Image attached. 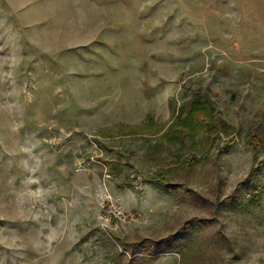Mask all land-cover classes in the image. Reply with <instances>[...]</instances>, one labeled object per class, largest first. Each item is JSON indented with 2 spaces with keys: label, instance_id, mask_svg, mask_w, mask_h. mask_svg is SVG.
Wrapping results in <instances>:
<instances>
[{
  "label": "rangeland",
  "instance_id": "rangeland-1",
  "mask_svg": "<svg viewBox=\"0 0 264 264\" xmlns=\"http://www.w3.org/2000/svg\"><path fill=\"white\" fill-rule=\"evenodd\" d=\"M0 264H264V0H0Z\"/></svg>",
  "mask_w": 264,
  "mask_h": 264
},
{
  "label": "trees",
  "instance_id": "trees-1",
  "mask_svg": "<svg viewBox=\"0 0 264 264\" xmlns=\"http://www.w3.org/2000/svg\"><path fill=\"white\" fill-rule=\"evenodd\" d=\"M200 100H202V99L197 97V98L193 99L191 101L190 105H189L190 106L189 113L191 114V111H193V113H195L194 116L191 117L192 119H190L189 125H190L191 128H192V126L196 127L194 119L196 120L200 116V114H201L200 111H202L201 109L204 108L206 110V113H208L207 116H206L207 120L206 121L204 120L202 123H199V124H201L203 126L213 127L212 128V133H213L216 129H218V125L216 124L218 122V119L216 117H214L213 119H210L211 116H214V110L212 109V107L209 105V103L207 101H204L205 103H203L202 102L203 100L202 101H200ZM201 103H203V104H201ZM208 119H210V120H208ZM219 120L222 121L221 119H219ZM215 121H217V122L215 123ZM226 128H227V125H223L221 127V130L220 131L223 130L224 132H227L226 131ZM135 129H137V128H135ZM192 130H194V129L192 128ZM137 132L135 131V134H143V133H139V131H137ZM178 132H179V135H180V131L179 130L176 131V134H178ZM217 132L219 134V131H217ZM196 161H197V159H195V162ZM186 162H189V161H186ZM186 162H185V164H186ZM191 162H193V161L191 160ZM175 173H176V171L167 169V170L164 171V173L161 176V183H162V185L159 184V182H155L154 183L152 181V183L157 184V185L159 184V186L156 185L157 187H159V189L164 188L162 186H166L169 190H171L170 189L171 185H170V182L169 181H172V180L175 179L174 178ZM262 178H263V176L257 177L252 182H249V180H247V181H245V182L242 183V186L243 187H241L239 193L240 192H244V195L243 196L246 197L245 198L246 199V202H248V203L249 202H252V200H254V198H255V195L258 192H260L258 190L262 187V185H261L262 184L261 183L262 182ZM237 193H238V191H237ZM237 193L234 192V196ZM228 198H229V201L228 200L227 201L230 202V200H231V203H233L234 202V199H236L235 197H233V195H231V197H228ZM236 201H237V199H236ZM193 222H194V224H197V223L198 224H202V223H204L206 225L205 219H201V218L198 219L197 217H194L192 219V221L186 222L185 225L186 224L189 225V224H191ZM144 240H150V239H144ZM153 242L155 243V240H153ZM144 243H146L147 245H150V242L149 241H145Z\"/></svg>",
  "mask_w": 264,
  "mask_h": 264
}]
</instances>
